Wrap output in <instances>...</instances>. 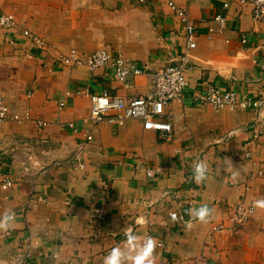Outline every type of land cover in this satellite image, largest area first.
<instances>
[{
  "label": "crops",
  "instance_id": "obj_1",
  "mask_svg": "<svg viewBox=\"0 0 264 264\" xmlns=\"http://www.w3.org/2000/svg\"><path fill=\"white\" fill-rule=\"evenodd\" d=\"M168 1L187 7L196 28L189 85L165 106L171 139L138 119L92 127L89 94L144 95L148 74L182 52L183 25ZM2 12L16 26L0 27V96L32 120L0 123V264H15L27 243L31 264H264V115L191 99L208 87L264 96V25L253 23L250 3L0 0ZM216 14L226 27L208 37ZM72 48L118 53L145 73L119 82L106 68L61 64ZM149 168L160 172L148 177ZM5 178L13 183L2 188ZM241 199L255 204L248 221L213 230L230 225ZM146 234L162 242L151 255L141 247Z\"/></svg>",
  "mask_w": 264,
  "mask_h": 264
},
{
  "label": "built area",
  "instance_id": "obj_2",
  "mask_svg": "<svg viewBox=\"0 0 264 264\" xmlns=\"http://www.w3.org/2000/svg\"><path fill=\"white\" fill-rule=\"evenodd\" d=\"M238 3H250L251 19L255 24L264 25V0H230ZM229 2H224L223 6H228ZM168 6L173 10L183 25V36L185 46L182 52L174 59L172 64L166 65L152 73H149L150 88L140 96L123 99L117 95H110L106 90L100 93L89 94L90 112L88 121L92 127H95L100 122H108L116 125H121L126 119H138L142 121L143 128L153 129L158 131L160 139L167 141L171 139V124L165 120V106L174 101L182 99L185 89L189 82L186 77V69L188 68L191 58V50L195 47L196 28L191 20L187 7H180L168 1ZM16 26L14 16L10 13H0V27L4 30L13 29ZM226 27V17L221 14H216L212 17V24L208 27V37L214 32H222ZM22 35L30 39L39 47L45 45V41L31 32L28 29L22 30ZM246 37H241V42L244 43ZM59 62L67 66H86L90 70L97 68H106L112 72V76L119 82H126L131 76H137L145 73V69L138 64L128 60L120 54H112L105 49H97L87 55L78 53L76 49H70L67 53L59 58ZM264 68V56L261 61ZM194 103L208 104L215 109L226 108L230 111L237 109H251L264 115V96L241 94L233 89H223L218 87H208L205 91L194 93L191 97ZM64 103L60 102V106ZM32 120L29 112L20 113L11 109L0 96V123L5 121H25ZM38 126H45L46 121L35 120ZM69 128H75L73 122L67 123ZM91 131H86L85 139L91 140ZM250 156V152L247 153ZM259 162L253 161L254 165L258 166ZM263 166L257 167V175L264 174ZM140 165L136 167L139 168ZM205 168V167H204ZM160 172L159 168L146 169V175L153 177ZM13 180L5 178L1 182V187L6 188L11 185ZM246 189V187H245ZM96 211H100L97 209ZM255 211L253 202L245 203L244 200L237 201L231 208L228 220L230 225L218 224L212 228L215 231H236ZM98 216H100L98 214ZM15 213L8 215L9 219H13ZM170 219L176 220L177 213H169ZM141 247L145 254L151 255L162 247V242L151 234H146L142 241ZM24 253L20 256L15 264H31L30 247L27 244L24 246Z\"/></svg>",
  "mask_w": 264,
  "mask_h": 264
}]
</instances>
